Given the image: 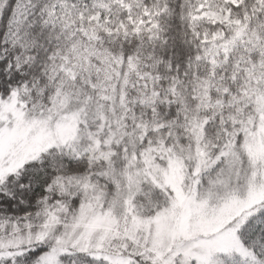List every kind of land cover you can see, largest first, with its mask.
Here are the masks:
<instances>
[{
    "label": "snow or ice",
    "instance_id": "obj_1",
    "mask_svg": "<svg viewBox=\"0 0 264 264\" xmlns=\"http://www.w3.org/2000/svg\"><path fill=\"white\" fill-rule=\"evenodd\" d=\"M0 264H264V0H0Z\"/></svg>",
    "mask_w": 264,
    "mask_h": 264
}]
</instances>
